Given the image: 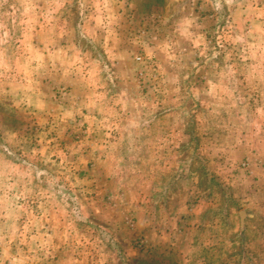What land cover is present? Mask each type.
I'll return each instance as SVG.
<instances>
[{
    "label": "rangeland",
    "instance_id": "rangeland-1",
    "mask_svg": "<svg viewBox=\"0 0 264 264\" xmlns=\"http://www.w3.org/2000/svg\"><path fill=\"white\" fill-rule=\"evenodd\" d=\"M220 4L217 5V0H110L101 9L94 6L95 0H7L0 6V73H6L0 74V152L9 148L11 155L4 153L6 161L21 164V174L32 169L34 177L28 185L30 191H25L15 202V207L21 210L19 214L7 222L0 219V227L9 225L8 230L0 233L5 237L0 244V264H193L194 258L197 264H204L202 256L217 258L220 251L210 249L211 243L220 247L229 239L237 241L244 249L246 247L251 264L255 260L259 264L264 262V232L260 237L258 230L250 229L243 237L238 215L244 208L256 212L251 223L263 226L264 208L259 212L252 208L253 204L249 207L255 198L245 193L241 182H235L242 162L239 168L234 162L241 158L242 147L236 146L237 140H241V132L236 130L246 131L259 126L264 130V119L255 116L258 104H253L247 96L242 97L248 103L247 108L243 104L230 108L227 97L231 92L222 84L232 78L233 62L246 74L250 70L249 81L258 78V65L264 60L261 35L264 34V0H232L230 5L220 0ZM12 12L15 15H10ZM257 18L259 24H254ZM243 19L248 22L244 31L241 23L236 22L243 23ZM104 32L112 39L104 45L102 57L96 41H103L101 34L104 37ZM50 35L52 42L48 45ZM33 43L48 45V49L36 54L30 48ZM13 55L16 57L10 64L9 58ZM157 65L167 73V79L162 80ZM99 66L104 72L98 69ZM109 67H114L116 80L113 83L110 79L106 83L112 85L107 89L106 97L118 98L114 104L116 112L129 111L121 118L112 115L115 120L112 119L114 121L107 124L108 127H117L118 131L124 127L126 132V126L128 129L136 127L135 109L143 105L151 106V119L157 121L164 120L170 112L189 113L183 117L185 124L181 125L187 129L188 136L181 148L173 152L179 168L165 172L158 180L169 188L161 187L151 196L154 203L162 201L164 208L180 188H185L189 201L198 193L210 198L197 202L199 207L203 204L209 207L205 211L209 222L206 231L197 237L201 243L197 241L189 252L181 245L175 230L188 229L194 225L191 223L193 218L189 219L190 224L177 225L173 233L171 229L159 231L155 226L154 242L159 243L152 248L155 246H152L147 231L152 220L144 213L145 207L149 208L152 203L148 200V189L130 182L131 192H125L124 196L120 190L112 196L113 188L110 196L106 190L103 194L97 191L96 195L93 191L97 185L92 183L91 173L88 174L91 167L80 164V155L74 148H79L87 136V122L76 119L61 123L56 117L51 119L49 116H55L58 110V104L54 106L53 99L50 101L51 95L57 97L60 93L57 101L67 95L64 85L69 78L64 81L63 77L73 75L72 80H80L75 72L85 73L82 79L103 84V76L109 72ZM38 81H42V85L50 84V88L41 90L35 85ZM52 82L56 83L54 89ZM57 83L61 86L56 87ZM181 84L187 87V93L181 108L175 109L167 105V97L183 92ZM79 85L75 87V91H79L75 94L85 97V88L81 82ZM254 98L264 105V97L254 94ZM42 108L47 115L44 120H37L35 110ZM193 112L208 123L198 124ZM77 122L79 126H76ZM118 137L123 139L116 142L122 151L118 154L121 170L126 173L135 167L144 172V161L148 159L146 152L136 151L135 144L130 147L123 129ZM97 138L99 136L95 135L98 143ZM189 138L191 143H188ZM8 139L14 140L15 146L8 145ZM108 139L113 141V137ZM33 151L49 160L33 162L29 159ZM129 158L139 162L126 161ZM244 168L257 180L253 169ZM60 174L63 175L56 183L50 184L46 178L55 180ZM37 175L39 180L35 179ZM64 175L68 177L67 181L63 179ZM126 180L131 181L128 176ZM261 182L262 187L264 177ZM193 191H196L195 195ZM117 196L124 201L120 211L106 212L105 209L114 207ZM128 203L131 208H137L138 214L130 208L127 218L124 213L129 209ZM54 204L67 214V223L54 214ZM231 206L234 208L231 213L223 211L225 215L221 214L222 210L230 211ZM97 207L101 208L99 216L95 212ZM159 207L155 217L167 221L166 217H161L170 210L161 211ZM198 231L194 230L192 235ZM259 240H263V244ZM202 245L208 249H199ZM241 253L240 246H235L230 257H241ZM223 255L224 251H221L220 256Z\"/></svg>",
    "mask_w": 264,
    "mask_h": 264
},
{
    "label": "crops",
    "instance_id": "crops-1",
    "mask_svg": "<svg viewBox=\"0 0 264 264\" xmlns=\"http://www.w3.org/2000/svg\"><path fill=\"white\" fill-rule=\"evenodd\" d=\"M242 16V15H241ZM238 20H240V18H237ZM105 19H104V23H105ZM234 21V20H232ZM243 23L242 21H236L238 23H241V29H246V23H248L245 19H243ZM259 19L257 18L256 22H254V24H259L258 23ZM235 22V21H234ZM260 24H263V22H261ZM259 27H262V25H257ZM55 34V33H54ZM258 35H260V33H258ZM261 35H263V44L262 46H264V34L261 33ZM55 36V35H53ZM103 36V33L101 34V38ZM247 38H250V36H247ZM253 38V37H252ZM56 39V36H55ZM52 42V35H50V37L48 38V45H51ZM48 45H39V44H31L30 48L32 49V51L36 54H38L41 51H46L48 49ZM76 46L74 45V48ZM52 48L49 49L50 52H52L51 50ZM101 66L98 67V69L101 70L100 68ZM250 71V70H249ZM249 71L247 74H249ZM104 72V71H103ZM63 75H66L63 74ZM73 75H69V77H63L62 80H67L69 78V81L65 83L64 87H66L67 89V95L61 99L62 101H57L58 100V96H61L60 93L58 94V96L56 97V94H53V97L51 95L50 101H52L53 99V103L54 106H56L55 104L57 103L58 106H60V108L64 109V113L63 116L65 118H71L70 120H76L79 119L80 120H84V122H87V125L85 127V133L88 135L89 133V110L88 109H82L81 113H73L72 109L75 110L74 108L79 107L81 105L82 102H85V97L83 96H77V94H75V87H79V83L80 80H72ZM256 78V77H255ZM42 81H38L35 83V85L39 86L42 89H46V88H50V84L49 82H46L49 85H42ZM88 83L90 84V86L92 87V91L94 92V94L92 93L91 95L88 96L87 98V102L90 105H93V110H92V115H91V119L93 121L97 120V123H94L92 125V128L95 129V127L97 128L98 132L100 133L99 135H97L95 133V131H93L92 136L90 137V142L93 143L91 148H88L85 150V156L86 158L89 160V162H82L85 163L87 165V167H91V172L88 171V174L91 173L92 176V183L97 185L95 190L93 191L96 195H98V192L103 194L104 190H106L108 192L107 195L110 196L111 190L112 193L111 195L114 196L117 190H120L122 192V196L125 195L126 193L131 192V188L128 186V184L131 181H135V183H139L144 185V187L146 189H148L149 194H148V200L152 201L151 205L146 206L144 209V213H146L147 217L149 215V217H151V222H149V226L147 231L150 232V237L152 240V248H156L158 246V243L156 244L155 241V236H154V229L155 226L157 227V229L163 230L165 231L166 229H171L173 233V228L177 227V225H185L187 222L193 223L194 225H192L191 227H189L188 229H183V228H177L175 230L176 233V237L178 238V240H181L182 243L181 245L185 248L186 251H190L191 247L195 246L197 244V237H199L201 235L202 231H206V229L208 228L207 223L209 222V219H207L205 211L206 208L208 209L209 207H207V205L201 207L198 206L197 202L201 201L203 198L205 200H209L210 198H206V197H202L200 196V193L196 194V191H193L195 197L192 201H189L188 199V194L186 193L185 188H180L178 190H176L177 192H175L173 194V196L169 199V201L166 203V208H164V205L162 206V201H159V203H154V198L151 196H153V194L156 191H160L161 187L163 188H169V186H166L165 184L162 183V181L158 179H161L162 177L165 176V172L164 173H160L157 174L156 178L152 180L151 184L148 185L146 183H144L143 180H140V173L141 171L139 170V168H135L133 167L132 170L124 173L121 170V159L120 156L118 155L120 152H122L120 150L121 146H116V142H121V139L118 137V135H121V130L123 129V134L124 136L128 137L127 132L125 131V128L122 127V129H119L120 131H118L117 127L115 128H110L107 126V124L111 123L112 121H114L115 119L112 117V113L111 111L114 109V104L116 103V101L118 100V98H115L113 96H109V98L106 97V92L107 89H109L112 85H108L106 83H101L100 81L96 82L94 80L91 81V83L88 81ZM56 83L53 84V82L51 83V88L54 89ZM41 85V86H40ZM57 86H61L60 83H57ZM106 86V87H105ZM95 88H97V90H95ZM99 88H101L99 90ZM114 88V87H113ZM104 89V90H103ZM79 92V91H78ZM77 92V93H78ZM58 93V92H57ZM40 95V92L39 94ZM76 96V97H75ZM113 97V98H112ZM44 103V101L42 102ZM132 103V101H131ZM98 104H102L103 105V110H101L99 107H96V105ZM57 109H60L58 108ZM112 107V108H111ZM40 108V107H38ZM42 110H44V108H42ZM119 110V108L117 109ZM49 112V111H48ZM116 112V110L114 111V113ZM80 114V115H79ZM55 116L49 115L50 118H55L58 115H60V113L58 112V110L56 111V113L54 114ZM81 118H78V117ZM77 117V118H76ZM49 118V119H50ZM48 119V117L46 118ZM114 119V120H112ZM68 120V121H70ZM79 122H77L76 126H79ZM236 132H241L240 136H241V140H237V145L239 146L241 145V150L239 151L241 153V158L236 161H234L237 164V167H240V163L242 162V169L241 171L239 170L237 176L235 177V182L239 183L241 182L242 187L245 190V193L248 194L249 196H251L252 198H255L254 201H250L249 203V207L250 204H253L254 207H252L253 209H255L256 211L261 212V210L264 208V186L261 187V178L264 177V134H262V132H264L262 127H258V128H254V129H248V130H241V129H237ZM97 135L99 136V138H97L98 143L95 142L94 136ZM239 135H237L238 137ZM108 137H113V141L109 142ZM249 139V140H247ZM248 141V142H247ZM234 143V141H233ZM107 145V147H106ZM130 147L132 145H129ZM125 148V147H123ZM127 148V147H126ZM240 149V148H239ZM95 151V152H93ZM101 151H103V153H101ZM79 154V153H77ZM79 160H80V156H79ZM100 161V162H97ZM126 161L128 162H135L138 163V159L134 160V159H127ZM247 166V169H253L254 173L257 174V180L254 178H251L248 172H246V169L244 167ZM148 168L149 166L146 165L145 171L144 172H148ZM259 175H261L262 177H260ZM126 176H128L130 180H126ZM53 179V177H51ZM145 179H148V177H145ZM122 181V182H121ZM129 181V182H128ZM178 181V180H176ZM108 184V185H106ZM100 185V187H99ZM158 185L159 188H158ZM162 185V186H161ZM98 191V192H97ZM124 193V194H123ZM187 194V195H186ZM106 195V196H107ZM247 195V196H248ZM224 196V195H223ZM251 197H249L250 199H252ZM224 198H226V196H224ZM248 198V199H249ZM243 201L245 200V198H241ZM194 204H192V203ZM206 202V201H205ZM158 205L161 206L159 208L166 211L170 210V212H168V214H166L163 217H166L168 220L165 221V219L160 221V217H155V215L158 214ZM128 211H125V215L126 217L128 216V213L130 212V204L128 203ZM205 208V209H204ZM136 214H138V210L137 208L133 207L131 208ZM233 206L230 207V211H226V210H222L221 214L225 215V213L223 211L226 212V214H229L233 211ZM131 213V212H130ZM129 213V214H130ZM143 213V215H145ZM256 213V212H255ZM255 213H253L252 211L249 212V209H243V216H240V213H238L239 215V222H240V231H241V235L243 237H245V232L246 230L249 231L250 229H256L258 230V234L261 237V232H264V225H255L254 223H251L255 215ZM122 218H124V215L122 216ZM128 218V217H127ZM193 220H189V219ZM125 219V223H127V219ZM133 221V220H131ZM129 220V222H131ZM167 223V224H166ZM183 223V224H182ZM170 224V225H169ZM170 227H169V226ZM135 226V224H134ZM212 226V225H210ZM132 227V226H131ZM182 227V226H181ZM133 228H131L130 231H132ZM199 230L197 232V234L199 233V235L194 234V230ZM264 236V235H263ZM178 241H176L175 243H177ZM199 243H201L200 241H198ZM259 242L261 244H263V240H259ZM170 244H172V241H169ZM259 244V246L261 245ZM157 245V246H156ZM163 246V245H161ZM203 246V245H202ZM240 246V249L242 251L241 253V257H235V258H231L232 254L234 252V248ZM262 246V245H261ZM264 246V245H263ZM263 246L261 248H263ZM222 247V248H221ZM210 249L213 250H220L217 254V258H210L207 259L205 258V256H202L204 258L203 263L204 264H251V260L249 261V257L248 254L249 252L246 251V247L244 249V246L239 245L237 241L235 240H226L225 243L218 247V245H214V243H211ZM199 249H208V247H206L205 245L203 247H200ZM245 250V251H244ZM221 251H224V255L220 256ZM246 254V257L245 255ZM231 256V257H230ZM198 257V256H195ZM231 258V259H230ZM180 260V259H179ZM253 264H259L260 262L255 260L252 261ZM198 261H196V259L194 258V262L193 264H197ZM262 264H264V262H262Z\"/></svg>",
    "mask_w": 264,
    "mask_h": 264
},
{
    "label": "clouds",
    "instance_id": "clouds-1",
    "mask_svg": "<svg viewBox=\"0 0 264 264\" xmlns=\"http://www.w3.org/2000/svg\"><path fill=\"white\" fill-rule=\"evenodd\" d=\"M6 2L7 0H0V6H3V4ZM109 2L110 0H95L94 6L98 5L101 9H103V7ZM224 3L230 5L232 3V0H224ZM217 5L221 6L220 0H217ZM10 15H15V12L10 13ZM95 15L96 13L93 14L92 21H94ZM92 21H90V23H92ZM111 39L112 37L108 33H105L102 42L97 39L96 42L102 52V57L104 55V45ZM14 57L16 56L13 55V57L9 58L10 64L13 63ZM149 59H151V57ZM208 67L211 70V64H209ZM232 67L234 69V71L232 72V78L228 80L227 83L222 82L223 87L228 88L231 92V95L227 97L229 101L228 106L230 108H236L238 104H243L244 108H247V101L242 99V97L247 96L248 100H251L253 104H258V106L255 108V116L260 119H264V105H260L259 102L254 98V94H258L259 96L264 97V60H261L260 64L258 65L260 74L254 82L249 81L248 75L245 72L241 71L235 62H233ZM53 68H55V65H53ZM113 68L114 67H109V72L104 74V83H108L110 79L113 83H115L116 72L113 71ZM157 68L160 69L159 75L163 78L162 80L167 79V73L164 72L159 65H157ZM12 70L14 69H9V71ZM101 71H103V69H101ZM75 75L79 76L80 82L85 88V102H82L79 107H76L75 110L72 109V111L75 114L81 113L82 109L89 110V133L84 137V140L81 142L79 148H76V146H74V148L80 155V164L86 166V164L81 162H89V160L85 156V150L91 148L93 145V143L90 142V137L92 136L93 131H95L97 135H99L100 133L98 132L96 127L95 129L92 128L94 121L91 119V115L94 106L90 105L87 102L88 96L92 94V88L86 79L81 78L86 74L75 72ZM239 77H242V79H240ZM181 87L184 88L183 92H177L175 96L171 95L167 97V105L173 106L175 109L181 108V101L183 100L184 95L187 93V87L183 84H181ZM203 98L204 97H201V99ZM189 103L192 104L191 100L189 101ZM96 107H100L101 110H103L102 104H98L96 105ZM142 109L144 110L143 113L141 112ZM128 111V109H122L119 110V112L112 113V115H118L119 118H121V116L123 114H126ZM58 112L60 113V115H58L56 118L61 123H66L71 119L65 118L63 116V108L58 109ZM34 114L36 115L37 120H44L45 116L47 115L44 110H35ZM188 115V112H170L168 116H165L164 120L157 121L151 119L153 115L150 105H143L142 107H137L135 109V118L138 122L137 126L130 129H128L126 126V130L128 134L129 144H135L136 151L144 150L148 156V159L144 161V164L149 166V171L141 172L139 177V179L143 180L144 183L150 185L152 180L156 178L157 174L170 172L173 167L179 168L177 157L173 155V152L181 148V145L184 144V138L188 136L187 129L181 127V125L185 124V120L183 119V117H186ZM192 115H195L196 122L198 124L204 125L208 123V121L206 119H202L199 114L193 112ZM122 140L123 139H121V141ZM13 142L14 140L12 139H8L6 141L8 145L15 146L13 145ZM188 143H191L190 138L188 139ZM186 146L187 145L185 144V147ZM4 153H8L9 155H11V152L9 148H4L3 152H0V212L3 213V215L0 216V219H3L7 222L17 216L21 211L20 209L15 207V202L20 198V196L25 194V191H30L28 185L32 184L34 177L32 175V169H26L24 170L23 174H21V168L23 166L18 163H8L6 161ZM101 153H103V151H101ZM212 155L215 156L216 153L213 152ZM37 157H39L40 159L37 160ZM29 159H31L35 163H41L47 162L49 160V157L43 156L42 154L33 151ZM61 164L63 167L66 166L63 160L61 161ZM73 167H75V165ZM61 175L63 174L57 175L55 180H52L50 177L46 178L51 184L60 181ZM145 177H148V179H145ZM25 179L27 180V184H25ZM35 179L39 180L40 176L37 175ZM63 179L67 181L68 177L64 175ZM131 183H135V181H131ZM40 195L43 196L44 193H40ZM123 204V199L117 196L114 198V207L105 209V211L119 212L120 206ZM53 207L55 208L54 214L59 216L61 220H64V222L67 223L68 220L65 219L67 214L61 211L58 205L54 204ZM81 210L84 211L83 205H81ZM95 212L96 215L99 216L101 214V208H95ZM85 216H87V213H85ZM8 227L9 225L7 224H5L3 227H0V233H2L5 229L8 230ZM4 239V235L0 234V244L4 242Z\"/></svg>",
    "mask_w": 264,
    "mask_h": 264
},
{
    "label": "water",
    "instance_id": "water-1",
    "mask_svg": "<svg viewBox=\"0 0 264 264\" xmlns=\"http://www.w3.org/2000/svg\"><path fill=\"white\" fill-rule=\"evenodd\" d=\"M244 214H243V211L240 212V216L242 217Z\"/></svg>",
    "mask_w": 264,
    "mask_h": 264
}]
</instances>
